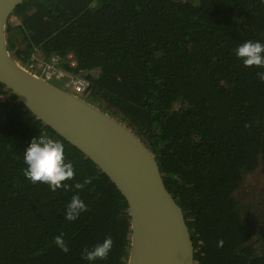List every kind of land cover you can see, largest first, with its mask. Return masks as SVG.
I'll use <instances>...</instances> for the list:
<instances>
[{
    "label": "trees",
    "instance_id": "obj_1",
    "mask_svg": "<svg viewBox=\"0 0 264 264\" xmlns=\"http://www.w3.org/2000/svg\"><path fill=\"white\" fill-rule=\"evenodd\" d=\"M12 16L15 60L30 65L40 52L70 70L71 56L91 83L81 98L155 155L184 212L195 264H264V209L241 197L264 169V68L234 54L246 41L264 43L261 0H25ZM0 97V264H88L84 249L107 237L111 252L97 264H128L130 215L115 184L1 83ZM44 134L74 166L66 189L24 175L23 151ZM74 195L87 210L68 221ZM61 234L67 253L54 240Z\"/></svg>",
    "mask_w": 264,
    "mask_h": 264
},
{
    "label": "water",
    "instance_id": "obj_2",
    "mask_svg": "<svg viewBox=\"0 0 264 264\" xmlns=\"http://www.w3.org/2000/svg\"><path fill=\"white\" fill-rule=\"evenodd\" d=\"M25 0H0V83L38 120L90 159L128 204V264H195L182 208L155 155L126 125L22 66L8 50L7 25Z\"/></svg>",
    "mask_w": 264,
    "mask_h": 264
},
{
    "label": "clouds",
    "instance_id": "obj_3",
    "mask_svg": "<svg viewBox=\"0 0 264 264\" xmlns=\"http://www.w3.org/2000/svg\"><path fill=\"white\" fill-rule=\"evenodd\" d=\"M261 2L264 3V0ZM234 54L245 67L264 68V43L246 41L235 48ZM257 77L264 81V71H258ZM23 161L27 166L24 170L26 179L34 184L46 185L51 191L68 188L69 185L63 182L74 177V166L71 161H67L65 158L64 145L53 139H32L29 146L23 151ZM75 188L80 189L81 185L76 184ZM86 210L85 203L78 195H74L66 206L65 219L75 221L79 218L80 213ZM62 235L56 236L54 240L56 245L67 253L69 249L62 239ZM222 243V241L218 242L221 246ZM112 244V238L107 237L90 250L84 249L82 259L88 264H97V261L107 258L111 252Z\"/></svg>",
    "mask_w": 264,
    "mask_h": 264
},
{
    "label": "built area",
    "instance_id": "obj_4",
    "mask_svg": "<svg viewBox=\"0 0 264 264\" xmlns=\"http://www.w3.org/2000/svg\"><path fill=\"white\" fill-rule=\"evenodd\" d=\"M14 25H18V21L11 22ZM73 61L75 66L72 69H63V64L59 57H52L49 60L44 59L40 52H35L31 57L30 66L36 70V74H42V76L49 82L60 85L64 90L75 94L79 97L84 96L90 89L91 83L77 72L79 64L75 59H65V64L69 61ZM4 97H0V101H4ZM40 139H48L46 135L40 137Z\"/></svg>",
    "mask_w": 264,
    "mask_h": 264
},
{
    "label": "rangeland",
    "instance_id": "obj_5",
    "mask_svg": "<svg viewBox=\"0 0 264 264\" xmlns=\"http://www.w3.org/2000/svg\"><path fill=\"white\" fill-rule=\"evenodd\" d=\"M11 22L16 21L15 16L11 17ZM26 68L29 70H32L36 73V70H34L29 64L24 65ZM264 175V169H262L260 176L262 177ZM258 179L259 177H250L248 184L244 185L241 189V197L249 202L246 204L249 205H257L258 208H262L261 210L264 209V181L261 179ZM245 201V202H246ZM256 206V207H257Z\"/></svg>",
    "mask_w": 264,
    "mask_h": 264
},
{
    "label": "flooded vegetation",
    "instance_id": "obj_6",
    "mask_svg": "<svg viewBox=\"0 0 264 264\" xmlns=\"http://www.w3.org/2000/svg\"><path fill=\"white\" fill-rule=\"evenodd\" d=\"M16 18V21H18L19 22V19L17 18V17H15ZM10 23H11V20H10ZM70 58H71V56H70ZM66 59H69V57H66ZM68 67L70 68V69H72L73 68V66H75V64L73 63V61L71 60V61H69L68 62ZM264 203V202H263ZM254 206H257V205H255L254 204Z\"/></svg>",
    "mask_w": 264,
    "mask_h": 264
}]
</instances>
